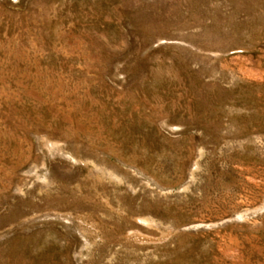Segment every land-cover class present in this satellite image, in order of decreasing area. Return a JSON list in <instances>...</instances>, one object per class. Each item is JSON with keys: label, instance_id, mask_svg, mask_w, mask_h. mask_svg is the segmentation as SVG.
Masks as SVG:
<instances>
[{"label": "rangeland", "instance_id": "obj_1", "mask_svg": "<svg viewBox=\"0 0 264 264\" xmlns=\"http://www.w3.org/2000/svg\"><path fill=\"white\" fill-rule=\"evenodd\" d=\"M0 264H264V0H0Z\"/></svg>", "mask_w": 264, "mask_h": 264}, {"label": "bare ground", "instance_id": "obj_2", "mask_svg": "<svg viewBox=\"0 0 264 264\" xmlns=\"http://www.w3.org/2000/svg\"><path fill=\"white\" fill-rule=\"evenodd\" d=\"M135 120V119H134ZM131 122V121H130ZM133 124V123H132ZM135 129V128H134Z\"/></svg>", "mask_w": 264, "mask_h": 264}]
</instances>
